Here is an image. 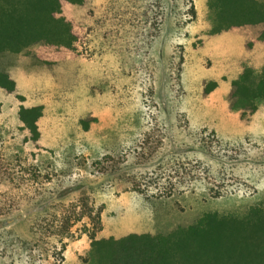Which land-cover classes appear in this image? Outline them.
<instances>
[{"label":"rangeland","instance_id":"rangeland-1","mask_svg":"<svg viewBox=\"0 0 264 264\" xmlns=\"http://www.w3.org/2000/svg\"><path fill=\"white\" fill-rule=\"evenodd\" d=\"M64 13L76 57L47 63L40 45L0 56L13 87H0V202H26L33 183L52 205L38 219L0 214V264H93L94 238L166 233L264 200V102L253 113L229 102L242 66L264 65L263 23L216 31L209 0H88ZM20 106L42 108L37 144Z\"/></svg>","mask_w":264,"mask_h":264},{"label":"trees","instance_id":"trees-1","mask_svg":"<svg viewBox=\"0 0 264 264\" xmlns=\"http://www.w3.org/2000/svg\"><path fill=\"white\" fill-rule=\"evenodd\" d=\"M87 1L0 0V56L40 45L38 57L42 61L73 59L77 56L78 29L64 11ZM209 9L216 31L264 24V2L259 0H209ZM159 17L161 21V14ZM231 84L230 107L253 113L255 101L264 102V65L255 70L244 64ZM0 87L13 90L6 74H0ZM41 112V106L19 109L20 120L35 144L39 141L37 121ZM39 175L33 172L30 180L41 182ZM30 187L36 195L28 197L27 204L0 202V214L19 218L30 209L40 218L52 205L44 206L41 192L33 183L27 189ZM2 219L7 224L12 221L8 216ZM90 256L93 264H264V200L241 214L204 213L190 224L178 225L166 233L94 238Z\"/></svg>","mask_w":264,"mask_h":264}]
</instances>
